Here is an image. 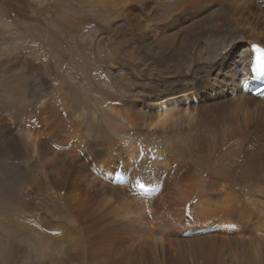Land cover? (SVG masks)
I'll use <instances>...</instances> for the list:
<instances>
[{
	"label": "bare ground",
	"instance_id": "bare-ground-1",
	"mask_svg": "<svg viewBox=\"0 0 264 264\" xmlns=\"http://www.w3.org/2000/svg\"><path fill=\"white\" fill-rule=\"evenodd\" d=\"M118 6L136 59L131 74L119 66L115 79L100 81L112 91L96 105L106 132L96 141L82 129L84 112L76 118L28 93V76L0 64V115L14 112L0 116V154L22 162L26 176L16 195L2 187L0 208L35 213L44 208L38 195L62 204L67 218L50 227L72 244L52 264H224L242 247L258 250L264 96L247 91L251 47H264V0ZM0 249L2 264L14 251Z\"/></svg>",
	"mask_w": 264,
	"mask_h": 264
},
{
	"label": "rangeland",
	"instance_id": "rangeland-1",
	"mask_svg": "<svg viewBox=\"0 0 264 264\" xmlns=\"http://www.w3.org/2000/svg\"><path fill=\"white\" fill-rule=\"evenodd\" d=\"M120 1L0 0V64L5 63L13 68L11 73L14 72V76H28V93L34 95V90L41 92L43 96L39 95L46 101L52 98L51 102L61 104L64 111L72 112L76 118L79 117V111L84 112L82 129L92 141H96L99 136H106L96 105H106L112 90L105 88L100 81L115 79L119 66L129 69L131 74L136 59L131 28L121 18ZM28 62L31 66H24ZM144 67L141 63L140 68L144 70ZM13 114L5 111L0 116L9 120L14 117ZM22 171V162L0 154V191L3 187L4 192L17 193L26 180ZM4 183L10 186L6 187ZM136 191H145L150 197L159 193L155 187L151 190L138 187ZM34 201L44 208L26 214L9 213V210L7 212L0 208V247L8 246L14 251L2 264H32L36 261L38 264H52V261L58 263L68 257L66 248L69 249L72 244L71 239L66 236L63 240L56 238L59 234L50 227L51 219L67 218L62 204L56 200L47 202L40 195L35 196ZM228 226L230 228V224L226 228ZM260 237L255 243L259 245L260 242L258 250L253 246L242 247L240 255L226 256L222 262L238 264L240 257L244 259V264H264V236ZM2 250L5 249H0V252ZM31 257L33 262L29 261Z\"/></svg>",
	"mask_w": 264,
	"mask_h": 264
},
{
	"label": "snow or ice",
	"instance_id": "snow-or-ice-1",
	"mask_svg": "<svg viewBox=\"0 0 264 264\" xmlns=\"http://www.w3.org/2000/svg\"><path fill=\"white\" fill-rule=\"evenodd\" d=\"M256 52H257V53H262V52H264V50H262V49H260V48L257 47V48H256ZM260 61H261V58L258 57V58H257V61L254 62L253 65H252V70H253V72H255L257 78H264V71H261V70L257 67V64H259ZM140 186L143 187V184H141Z\"/></svg>",
	"mask_w": 264,
	"mask_h": 264
}]
</instances>
